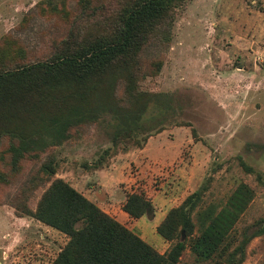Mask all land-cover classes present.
I'll return each mask as SVG.
<instances>
[{"label": "rangeland", "instance_id": "obj_1", "mask_svg": "<svg viewBox=\"0 0 264 264\" xmlns=\"http://www.w3.org/2000/svg\"><path fill=\"white\" fill-rule=\"evenodd\" d=\"M128 1L0 0V69L47 60L66 45L108 33ZM170 15L102 79L88 102L97 107L93 120L70 126L59 144L25 154L16 167L9 138H1L0 170L8 176L0 184V264H54L67 240L14 212V203L35 207L49 182L33 187L30 180L44 176L47 161L52 177L159 252L169 242L155 226L170 207L198 189L202 205L219 208L244 183L252 194L234 224L232 245L249 237L237 264H264V0H180ZM39 111L30 120L36 122ZM128 124L134 138L146 140L100 157L112 146V132ZM133 188L145 191L152 209L122 218L120 200ZM176 264L216 263L196 260L186 246Z\"/></svg>", "mask_w": 264, "mask_h": 264}, {"label": "trees", "instance_id": "obj_2", "mask_svg": "<svg viewBox=\"0 0 264 264\" xmlns=\"http://www.w3.org/2000/svg\"><path fill=\"white\" fill-rule=\"evenodd\" d=\"M178 1L129 0L108 33L72 47L66 45L47 60L0 69V140L5 136L10 140L8 152L13 167L25 154H36L59 144L68 136L70 126L95 118L97 107L88 102L102 79L142 46L150 30L171 16L170 9ZM35 111H39L36 122L29 118ZM132 115V110L125 114ZM133 128L128 124L115 129L110 136L112 146L105 148L100 157L125 149L128 141L141 145L147 136L143 141L137 140ZM121 142L124 144L119 148ZM100 157L94 167L101 164ZM241 164L253 171L251 166ZM40 169L44 176H33L31 184L37 187L49 183L35 207L24 203H14L13 207L18 216H30L67 236L54 264H176L186 246L196 260H213L216 264L243 260L249 237L232 243L237 237L234 224L252 194L244 183L219 208L214 203L202 205L198 189L170 207L155 226L157 233L169 242L168 249L159 252L63 178L52 177L55 168L50 161ZM7 176L0 170V184ZM119 207L136 219L145 212L149 214L152 202L143 189L133 188L124 192Z\"/></svg>", "mask_w": 264, "mask_h": 264}, {"label": "crops", "instance_id": "obj_3", "mask_svg": "<svg viewBox=\"0 0 264 264\" xmlns=\"http://www.w3.org/2000/svg\"><path fill=\"white\" fill-rule=\"evenodd\" d=\"M121 211H122V210H121ZM122 212H123V211H122ZM123 213H124V216L121 215L122 218H124V217H128L127 214H126L125 212H123ZM111 214L113 215V213H111ZM116 218H117V217H116ZM117 219H118V218H117ZM121 221H122V220H121ZM159 221H160V220H159Z\"/></svg>", "mask_w": 264, "mask_h": 264}]
</instances>
